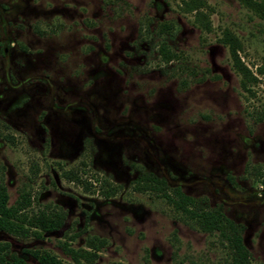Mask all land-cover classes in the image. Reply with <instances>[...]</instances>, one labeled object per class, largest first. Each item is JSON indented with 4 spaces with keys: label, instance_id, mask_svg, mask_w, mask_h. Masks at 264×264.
<instances>
[{
    "label": "rangeland",
    "instance_id": "rangeland-1",
    "mask_svg": "<svg viewBox=\"0 0 264 264\" xmlns=\"http://www.w3.org/2000/svg\"><path fill=\"white\" fill-rule=\"evenodd\" d=\"M202 1L197 15L179 0H0V186L28 232L0 231L11 252L229 264L219 232L158 179L240 224L264 264V19ZM225 30L256 78L248 89Z\"/></svg>",
    "mask_w": 264,
    "mask_h": 264
},
{
    "label": "trees",
    "instance_id": "trees-1",
    "mask_svg": "<svg viewBox=\"0 0 264 264\" xmlns=\"http://www.w3.org/2000/svg\"><path fill=\"white\" fill-rule=\"evenodd\" d=\"M251 8L260 18L264 19V0H239ZM187 11H195V13L201 14L202 0H179ZM204 28L208 29L207 22L202 24ZM221 41L225 43L229 50L231 57L232 67L241 75V85L243 88L248 89V84L256 78L250 72L249 68L241 60L238 51L241 48L240 41L229 30H225ZM166 57H169L165 52ZM264 114V107L262 108ZM78 180V177H74ZM156 178L152 177L151 181ZM156 183L160 184L158 190L166 196L175 207L181 208L183 212L189 213L199 223V226L206 231H217L224 238L227 243L228 253L230 255L229 264H252L251 257L248 249L243 244L242 240V226L235 223L231 219L224 216V214L218 208H204L200 206L196 200L192 197L182 193L179 188H172L170 193L165 190L163 181L156 179ZM109 195V193H105ZM25 216L20 212V207L14 205H8L7 195L3 186H0V231L6 233L26 237L28 232L23 223ZM42 225L47 228H54L51 222L43 221ZM91 245L94 249H97V244L91 241ZM66 251L75 254L78 253L72 249H66ZM25 256L17 255L9 250V244L7 242L0 243V264H63L57 257L46 252L39 250H24ZM86 261V264H93L96 257L95 252L83 251L78 253Z\"/></svg>",
    "mask_w": 264,
    "mask_h": 264
}]
</instances>
